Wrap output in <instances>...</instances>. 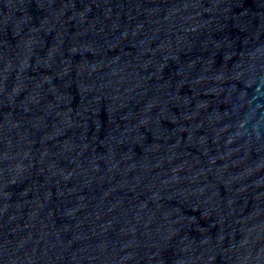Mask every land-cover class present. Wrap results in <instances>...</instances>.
<instances>
[{"label": "water", "instance_id": "1", "mask_svg": "<svg viewBox=\"0 0 264 264\" xmlns=\"http://www.w3.org/2000/svg\"><path fill=\"white\" fill-rule=\"evenodd\" d=\"M0 264H264V0H0Z\"/></svg>", "mask_w": 264, "mask_h": 264}]
</instances>
